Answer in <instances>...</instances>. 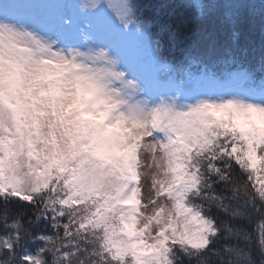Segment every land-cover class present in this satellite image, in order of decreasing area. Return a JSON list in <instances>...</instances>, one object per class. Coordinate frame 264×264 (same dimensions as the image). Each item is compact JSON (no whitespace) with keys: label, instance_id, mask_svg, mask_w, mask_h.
<instances>
[{"label":"snow or ice","instance_id":"1","mask_svg":"<svg viewBox=\"0 0 264 264\" xmlns=\"http://www.w3.org/2000/svg\"><path fill=\"white\" fill-rule=\"evenodd\" d=\"M162 7L0 0V264H264V56L215 39L256 6ZM57 42L118 58L116 123L95 116L104 69L20 57Z\"/></svg>","mask_w":264,"mask_h":264},{"label":"clouds","instance_id":"2","mask_svg":"<svg viewBox=\"0 0 264 264\" xmlns=\"http://www.w3.org/2000/svg\"><path fill=\"white\" fill-rule=\"evenodd\" d=\"M85 0H81L83 4ZM22 43H24L22 41ZM75 51L87 53V49L79 48L76 46H65L62 44L54 43L48 50H42L27 46L20 50V57L25 62L32 60H42L45 57L55 58L59 60L61 56L71 60L70 64L63 65L65 69V75L71 78L73 74L85 75L89 71H99L104 69L106 72L105 85L106 91L102 93V98L106 100V104H100L98 110L95 112L96 118L101 124L116 123L124 113L127 112V107L120 103L125 92L131 91L126 81L131 77L123 74L122 68L119 66V60L117 57L109 53L104 49V53L107 59H97L95 56H77L74 55ZM100 50H97L99 52ZM73 64L77 65L73 67ZM119 74V75H114ZM119 127V124H117Z\"/></svg>","mask_w":264,"mask_h":264},{"label":"trees","instance_id":"3","mask_svg":"<svg viewBox=\"0 0 264 264\" xmlns=\"http://www.w3.org/2000/svg\"><path fill=\"white\" fill-rule=\"evenodd\" d=\"M151 2L163 6V13L168 14L173 10V6L183 3L184 0H151ZM249 2L255 4L254 11L251 15H246L235 27L230 23L221 25L219 20L215 22V39L221 51L232 50L238 58L258 71L261 56H264V20L260 15V5L264 4V0H249ZM178 11L176 9L177 13ZM199 23L212 30V21L201 20ZM234 32L237 35L234 36Z\"/></svg>","mask_w":264,"mask_h":264},{"label":"rangeland","instance_id":"4","mask_svg":"<svg viewBox=\"0 0 264 264\" xmlns=\"http://www.w3.org/2000/svg\"><path fill=\"white\" fill-rule=\"evenodd\" d=\"M52 3H72V0H53Z\"/></svg>","mask_w":264,"mask_h":264}]
</instances>
